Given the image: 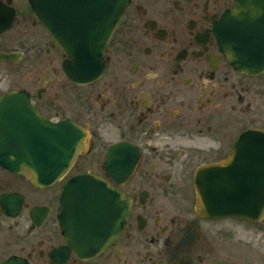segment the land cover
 Listing matches in <instances>:
<instances>
[{"label":"flooded vegetation","instance_id":"af4514ba","mask_svg":"<svg viewBox=\"0 0 264 264\" xmlns=\"http://www.w3.org/2000/svg\"><path fill=\"white\" fill-rule=\"evenodd\" d=\"M237 4L130 0L105 71L77 83L30 0H0V97L24 93L43 119L74 123L84 140L48 184L0 165V264H264V217L198 209L199 173L219 166L209 177L237 183L227 160L244 132L264 131V70L236 68L218 39ZM115 190L126 221L86 254L77 200L97 213L102 235Z\"/></svg>","mask_w":264,"mask_h":264},{"label":"water","instance_id":"95a60500","mask_svg":"<svg viewBox=\"0 0 264 264\" xmlns=\"http://www.w3.org/2000/svg\"><path fill=\"white\" fill-rule=\"evenodd\" d=\"M30 1L56 44L66 51L64 69L69 78L80 83L98 79L106 68L105 49L130 0H66L64 5L61 0ZM237 1V8L227 16V25L218 31L219 42L236 68L260 72L264 70V0ZM82 133V128L70 121L44 120L24 94L12 92L0 97V165L26 175L36 185L60 178L83 147ZM61 150L68 153L61 155ZM237 152L225 164L236 166L231 174L237 176V183L224 185L209 177L219 166H206L199 173L200 213L247 220L264 216V131L244 132ZM115 195L102 235L96 233L97 213L87 216L81 209L83 202L77 200L80 211L74 214L81 215L75 220L78 235L90 241L86 254L116 238L126 221L128 201L117 190ZM95 206L96 202L90 203L92 209Z\"/></svg>","mask_w":264,"mask_h":264}]
</instances>
